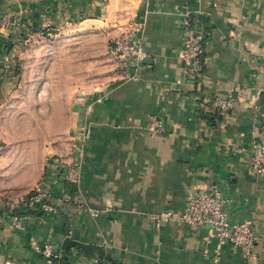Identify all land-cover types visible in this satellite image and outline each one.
Here are the masks:
<instances>
[{
    "label": "crops",
    "instance_id": "1",
    "mask_svg": "<svg viewBox=\"0 0 264 264\" xmlns=\"http://www.w3.org/2000/svg\"><path fill=\"white\" fill-rule=\"evenodd\" d=\"M185 10L197 14L205 41L197 78L178 56ZM6 17L59 43V66L45 51L43 81L16 84L22 40L1 26ZM130 27L142 56L127 77L108 45ZM262 65L264 0H0V264H53L35 245L51 239L63 251L66 238L105 255L72 243L62 264H249L206 225L158 223L150 213H179L193 193L217 183L232 197V216L252 219L264 236V170L252 173L238 149L264 135ZM233 86L240 87L233 109L218 112L213 98ZM24 97L43 106L4 113ZM152 114L163 131H147ZM73 138L82 141L80 181L54 182L48 163L69 160ZM36 187L57 194L48 207L13 202ZM256 251L264 264V239Z\"/></svg>",
    "mask_w": 264,
    "mask_h": 264
},
{
    "label": "built area",
    "instance_id": "2",
    "mask_svg": "<svg viewBox=\"0 0 264 264\" xmlns=\"http://www.w3.org/2000/svg\"><path fill=\"white\" fill-rule=\"evenodd\" d=\"M197 14L185 10L181 19L182 46L178 56L182 63L183 70L193 77H199L205 66L204 58V37L198 33ZM6 33L16 36L18 41H26L28 30L26 25L11 17L4 18L2 25ZM43 26H47L44 24ZM44 29V28H42ZM108 53L115 60L118 70L124 76H130L129 67L134 58L141 57L140 36L136 27H130L116 37L108 45ZM8 64V55L1 58V65ZM264 73V65L260 67ZM240 87L233 86L225 96H215L212 100L214 108L218 112L231 111L234 101L238 98ZM256 112H260V105H254ZM146 129L149 133H157L164 130L161 119L152 114L147 117ZM264 130V125H263ZM80 138H73L70 145V159L52 158L47 166V173L51 179L62 181L66 184H76L80 181L82 144ZM246 152V163L249 170L259 174L264 170V135L260 140L240 147ZM57 194L47 188L41 190L36 187L25 197L13 202L41 203L48 207V201L55 198ZM232 197L226 195L219 184L211 183L202 190L196 191L188 199L183 211L176 213L171 210H161L150 213L151 217L161 222H181L192 225H206L209 231L218 239V243H229L239 248L249 264H260V257L256 251V245L260 239L252 219L233 217L230 212ZM50 263L62 264L63 251L55 247L54 242L49 239L45 243L35 245ZM101 264H111L109 261H102Z\"/></svg>",
    "mask_w": 264,
    "mask_h": 264
},
{
    "label": "rangeland",
    "instance_id": "3",
    "mask_svg": "<svg viewBox=\"0 0 264 264\" xmlns=\"http://www.w3.org/2000/svg\"><path fill=\"white\" fill-rule=\"evenodd\" d=\"M49 35V33H48ZM35 36L37 39H34ZM50 37V36H48ZM18 54L16 56L15 61V82L16 84L20 83H28V82H41L44 79V69H45V51H48V53L55 54L53 57L52 64H57L59 66V55L57 51V48H59V43H53L46 40V37L43 36V32H38L37 34H34L32 37L29 34L27 35L26 41H22L18 44ZM48 59L46 60V62ZM50 62V60L48 61ZM35 70H39L40 72L36 73ZM25 85H22V92L21 96L26 95L27 92L24 89ZM16 97V96H15ZM27 99V101H26ZM30 100V101H28ZM39 105L43 106V100L38 99H30L27 97L12 100L10 102H7L4 105V113H17L25 111L27 113L31 112H38Z\"/></svg>",
    "mask_w": 264,
    "mask_h": 264
},
{
    "label": "water",
    "instance_id": "4",
    "mask_svg": "<svg viewBox=\"0 0 264 264\" xmlns=\"http://www.w3.org/2000/svg\"><path fill=\"white\" fill-rule=\"evenodd\" d=\"M47 32H54L53 30L49 29L47 30ZM76 244L77 246H81L83 247L84 249L86 250H90L92 248L94 249H98L99 250V253H100V256L103 258V256L105 255V252L104 250L102 249L101 246L99 245H95V244H89V243H83V242H79V241H76V240H73V239H70V238H66L64 240V243H63V252H64V258H66V255L68 253V248H69V245L70 244ZM107 256V255H106ZM108 257V256H107ZM114 264H118L117 262L113 261ZM101 264V262L99 263Z\"/></svg>",
    "mask_w": 264,
    "mask_h": 264
},
{
    "label": "trees",
    "instance_id": "5",
    "mask_svg": "<svg viewBox=\"0 0 264 264\" xmlns=\"http://www.w3.org/2000/svg\"><path fill=\"white\" fill-rule=\"evenodd\" d=\"M61 261H62V263H65L66 259L64 257H62Z\"/></svg>",
    "mask_w": 264,
    "mask_h": 264
}]
</instances>
